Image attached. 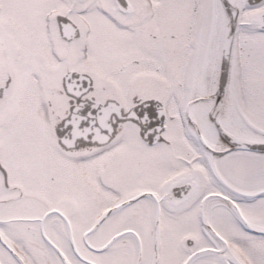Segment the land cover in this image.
I'll use <instances>...</instances> for the list:
<instances>
[{"label": "snow or ice", "instance_id": "snow-or-ice-1", "mask_svg": "<svg viewBox=\"0 0 264 264\" xmlns=\"http://www.w3.org/2000/svg\"><path fill=\"white\" fill-rule=\"evenodd\" d=\"M0 264H264V0H0Z\"/></svg>", "mask_w": 264, "mask_h": 264}]
</instances>
